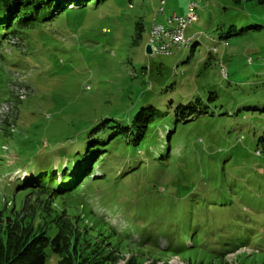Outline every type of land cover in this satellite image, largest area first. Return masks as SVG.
Here are the masks:
<instances>
[{
    "label": "rangeland",
    "instance_id": "374dc122",
    "mask_svg": "<svg viewBox=\"0 0 264 264\" xmlns=\"http://www.w3.org/2000/svg\"><path fill=\"white\" fill-rule=\"evenodd\" d=\"M161 1L108 0L97 9L68 10L30 31L24 50L4 52L6 61H0V217L36 230L50 228L51 234L55 232L51 222L62 220L75 235L99 246L100 253L112 252L117 264H264V248L260 250L251 237L220 260L205 256L209 253L205 248L179 257L140 249L147 245L167 250L172 245L169 232H179L176 222L186 216L185 210L163 221L168 232L144 231L151 232L147 236L129 226V221L168 218L180 204L195 205L201 198L212 197L211 188H225V195H232V207L226 211H219V206L191 208L192 222L196 216L208 220L200 236L207 231L224 232L229 225L221 220L232 213L252 226L258 224L252 228L264 224V156L254 151L264 118L244 110L264 104V30L247 31L219 44L218 27L228 17L244 16L243 21H249L254 17L252 5L243 0L234 6V0ZM192 3L197 22L184 32L189 44L172 49L166 57L147 55L144 48L154 21L165 25L173 14L187 16ZM137 20L143 30L136 43ZM209 90L217 93L216 110L225 116L181 126L169 148L159 127L154 133L158 138L136 153L146 166L139 179L158 187L148 188L139 179L130 181L135 192L148 197L133 203L138 211L129 213L122 208L127 204L119 205L130 197L112 193L115 175L104 180L107 185L102 181L93 185L95 178L82 181L81 186L70 188L77 190L75 194L59 198L20 188L44 167L58 181V162L65 166L69 157L63 156L64 151L76 148L82 127H91L111 113H135L142 106L170 110V101L175 105L177 99L204 98ZM92 170L99 172L97 167ZM146 207L165 208L167 213H147ZM187 245L189 241L184 240Z\"/></svg>",
    "mask_w": 264,
    "mask_h": 264
},
{
    "label": "trees",
    "instance_id": "16d2710c",
    "mask_svg": "<svg viewBox=\"0 0 264 264\" xmlns=\"http://www.w3.org/2000/svg\"><path fill=\"white\" fill-rule=\"evenodd\" d=\"M107 1L0 0V61H6V58L3 56L4 52L15 53L24 50L23 43L27 40L29 32L35 30L40 25L55 20L65 11L97 9ZM118 1L126 4L132 3V0ZM241 1L234 0L232 5L240 4ZM243 1L252 5L251 11L254 12V17L250 16L247 22L243 21L246 18L244 16L238 19L232 17L234 20L228 17L227 23L220 25L217 29V43H226L231 38H236L247 31L264 30V0ZM232 9L237 11L234 7ZM142 30V25L137 20L134 23V41L136 43L141 38ZM194 47L195 44L190 46L191 56ZM209 54L211 55L212 53L209 51ZM207 59L209 60V57ZM225 78L228 81L226 75ZM210 90L205 94L204 98L194 96L188 97L185 100L177 99L174 102L175 105H173V101H170L167 105V109H169V106L171 107L170 110L161 111L158 107L151 105L142 106L135 113H111L104 116L103 119L91 127H82L83 134L81 139L77 140L78 144L76 148L72 147L64 151L63 156L69 157L65 166L60 161L58 162L56 174L61 175L58 181L54 175L46 172V168L44 167L42 170L40 169L41 173L37 177L27 180L20 188L32 191L37 195L49 194L51 197L55 196L59 198L75 194L77 190L70 188L74 185L75 187L81 186L80 183L82 181L85 183V181L95 178L91 181L93 185L99 181L107 185L104 180L111 175H115L114 179L116 181L111 186L112 193L116 194V191H118L130 197L129 202H118L119 205L121 206V203L127 204V207L124 206L122 208L129 213L138 211L139 208L135 207L133 203L136 201L140 202L148 197L135 192V187L130 182L134 179V181L141 180L143 184H146L145 180L139 179L140 174L146 170L145 162L142 159L137 160L136 153L147 149L148 145L150 146V143L158 138L154 133L159 127L161 128L162 136L165 137L167 142L166 147L169 148L171 140L176 137L181 126L200 119H217L225 116L226 114H220L216 110L217 106H215L216 103L214 102L217 101L218 96L216 92ZM244 110L251 112L255 117L264 118V104L247 106ZM254 142V151L258 155L264 156V130H262ZM157 157L163 158L165 156L157 155ZM44 159L51 161V157H45ZM157 160L153 161L157 162ZM158 162L161 163L163 161L160 159ZM38 165L44 164L40 163ZM95 167L99 169V172L92 170ZM115 171H117L116 174L114 173ZM121 172L122 177L118 180L117 178ZM95 173H98V175H95ZM47 179L50 180L47 181ZM76 180L78 181L75 184ZM20 182L21 180H18V183ZM146 187L158 188L147 184ZM168 190L169 188H165L164 191ZM209 191H212L210 192L212 197L201 198L202 200L196 201L195 205L180 204L175 214H169L168 218L152 221H129L132 231L140 233L151 230L153 233L168 232L169 228H167L163 221L171 220L177 215L181 216L180 213L183 210L187 211L186 216L176 222V227L180 229L179 232L175 234L169 232L172 245L167 250L164 251L143 244L140 249L153 250L158 253L179 257L191 250L205 248L209 252L205 256L210 259L220 260L224 258L226 252L238 244L245 245L249 243L247 239L251 237L254 241L252 243H255V245L259 244V249L262 250L264 248V224L261 223L262 228H252L258 227V224L252 226L250 223L243 221L237 213H232L229 218L221 220L226 221L229 225L224 227V232L214 234L211 231H207L205 235H199V232L202 233L208 228V220L196 216L195 222H192L191 208L206 205L211 208L219 206V211H226V209L232 207L230 204L233 201L232 195L230 197L225 195V188H211ZM187 193L191 194L192 192L187 191ZM169 194V192L165 193L168 196ZM168 196L164 200L166 201V205L169 204ZM194 196L191 195V197ZM192 200L189 199L187 201L193 202ZM207 201H210V203ZM145 210L147 213L153 212L160 215L167 213L165 208L154 209L146 207ZM199 211H204V209L201 208ZM51 223L55 227L54 234L49 232L50 228L36 230L32 225H22L21 222L9 218L2 220L0 217V264H117L118 259L112 255V252L100 253L98 250L99 246L97 247L90 240L80 238V235H75V230L66 222L60 220L59 222L54 221ZM101 227L108 233L118 236L114 231L112 232L107 227H104V225H101ZM229 231L236 232L230 234ZM150 233H145V235L149 236ZM255 236L256 238L253 239ZM184 240L189 241L187 247L184 246Z\"/></svg>",
    "mask_w": 264,
    "mask_h": 264
},
{
    "label": "built area",
    "instance_id": "2783aa9c",
    "mask_svg": "<svg viewBox=\"0 0 264 264\" xmlns=\"http://www.w3.org/2000/svg\"><path fill=\"white\" fill-rule=\"evenodd\" d=\"M161 4H164L163 0ZM195 9V4H190L187 16L178 17L173 14L166 19L165 25L154 21L150 38L151 55L166 57L171 54L172 49L180 47L182 41H185L184 32L188 26L196 23V14L193 13Z\"/></svg>",
    "mask_w": 264,
    "mask_h": 264
},
{
    "label": "bare ground",
    "instance_id": "6f19581e",
    "mask_svg": "<svg viewBox=\"0 0 264 264\" xmlns=\"http://www.w3.org/2000/svg\"><path fill=\"white\" fill-rule=\"evenodd\" d=\"M196 22H197V18H196ZM152 28H153V24H152L151 29H150L149 40H148V43H147L149 46H150V38H151V30H152ZM188 44H189L188 41H182L180 47H181V46H186V45H188Z\"/></svg>",
    "mask_w": 264,
    "mask_h": 264
},
{
    "label": "water",
    "instance_id": "95a60500",
    "mask_svg": "<svg viewBox=\"0 0 264 264\" xmlns=\"http://www.w3.org/2000/svg\"><path fill=\"white\" fill-rule=\"evenodd\" d=\"M144 50L147 55H151L150 46L148 44L145 46Z\"/></svg>",
    "mask_w": 264,
    "mask_h": 264
}]
</instances>
